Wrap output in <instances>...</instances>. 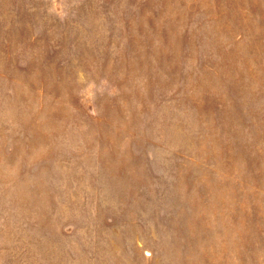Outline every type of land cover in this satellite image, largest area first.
<instances>
[{"label":"rangeland","instance_id":"rangeland-1","mask_svg":"<svg viewBox=\"0 0 264 264\" xmlns=\"http://www.w3.org/2000/svg\"><path fill=\"white\" fill-rule=\"evenodd\" d=\"M0 264H264V0H0Z\"/></svg>","mask_w":264,"mask_h":264}]
</instances>
